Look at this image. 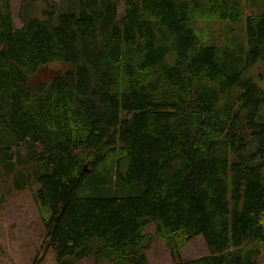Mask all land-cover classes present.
I'll use <instances>...</instances> for the list:
<instances>
[{
	"label": "trees",
	"instance_id": "trees-1",
	"mask_svg": "<svg viewBox=\"0 0 264 264\" xmlns=\"http://www.w3.org/2000/svg\"><path fill=\"white\" fill-rule=\"evenodd\" d=\"M254 1L77 0L20 11L16 27L0 0V166L37 169L30 190L57 264H149L159 240L175 264H264ZM197 21L243 22V42L204 41ZM54 62L67 68L29 83ZM199 235L208 254L180 258Z\"/></svg>",
	"mask_w": 264,
	"mask_h": 264
},
{
	"label": "rangeland",
	"instance_id": "rangeland-1",
	"mask_svg": "<svg viewBox=\"0 0 264 264\" xmlns=\"http://www.w3.org/2000/svg\"><path fill=\"white\" fill-rule=\"evenodd\" d=\"M13 21L16 27L20 26V11L28 13L31 16H41L43 10L49 11L51 8L55 12L64 13L72 9H67L71 3H77V0H9ZM261 7V8H260ZM263 7V8H262ZM264 9V0H255L254 4L247 8L246 13H258ZM243 22L227 24L223 21H212L203 23L197 21L196 26L202 29L201 38L204 41H219L222 38L234 44H242ZM205 28V29H204ZM204 29V30H203ZM67 66L60 62H54L46 65L35 76L29 78V83L35 84L41 80H48L60 69L63 73ZM252 75L264 79V69L258 63L253 69ZM259 81V82H258ZM262 84V82H261ZM259 84V85H261ZM5 143H9V138H3ZM37 169L30 164L16 160L13 168L5 170L0 166V182L5 201L0 205V264H57L49 248L46 246V235L41 219V212L35 204L32 189H36L33 180ZM21 177L29 178L27 188L17 190L14 188V180ZM18 178H16V177ZM145 234L153 233V225L145 226ZM208 254L207 246L202 236H196L187 242L179 250L180 258L194 259ZM149 264H175L176 260L170 254L163 242L153 241L150 248L145 252ZM78 264H92L90 259H84Z\"/></svg>",
	"mask_w": 264,
	"mask_h": 264
}]
</instances>
